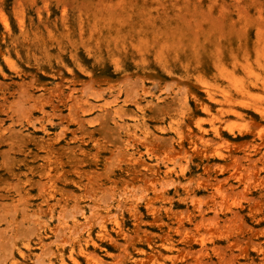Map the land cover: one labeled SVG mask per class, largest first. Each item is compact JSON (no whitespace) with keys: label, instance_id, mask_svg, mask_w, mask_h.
Instances as JSON below:
<instances>
[{"label":"rangeland","instance_id":"rangeland-1","mask_svg":"<svg viewBox=\"0 0 264 264\" xmlns=\"http://www.w3.org/2000/svg\"><path fill=\"white\" fill-rule=\"evenodd\" d=\"M114 2L0 0V264H264V0Z\"/></svg>","mask_w":264,"mask_h":264},{"label":"bare ground","instance_id":"bare-ground-1","mask_svg":"<svg viewBox=\"0 0 264 264\" xmlns=\"http://www.w3.org/2000/svg\"><path fill=\"white\" fill-rule=\"evenodd\" d=\"M101 1H103L104 2V4L105 3H111L112 1H115L114 3L119 7L120 5H122L123 3H125V0H101ZM214 64H213V61H212V64H211V68L212 67H214L213 66ZM209 68V67H208ZM217 68V67H216ZM225 68V70L227 69L226 67H224ZM221 67L219 68V71L221 72ZM218 71V70H217ZM224 72V71H223ZM225 73V72H224ZM227 73V72H226ZM231 73V72H230ZM230 73H228L229 75H230ZM219 74V73H218ZM233 74V73H232ZM227 76V75H226ZM247 76V75H246ZM228 77V80H230L231 82H233V83H235L236 81H238V79L240 78H236L234 75H231V77L230 76H227ZM230 78V79H229ZM241 79H242V77H241ZM243 80H245V79H243ZM239 82V87L240 88H242L241 86H244V85H242V82H240V80L238 81ZM238 85V84H237ZM205 91H207L208 92V90L205 88ZM237 91V90H236ZM240 92H243V90H239ZM238 93V92H237ZM191 96L194 98V99H197V93L196 92H194V91H192L191 92ZM144 129H147V127L146 126H144L143 127ZM137 160H138V162H139V165H141V166H147V163H146V161L144 160V159H142L141 157H138L137 158ZM154 180L158 177V173H157V170L155 171V175H154ZM115 222V221H114ZM117 224H119V223H117ZM103 225V224H102ZM103 227V226H102ZM101 229H104V228H101ZM102 231L103 230H101V232L100 233H102ZM88 241H91V233L90 232H88L87 233V235H86V237H85V239H84V242H88ZM93 242V241H92ZM93 244L95 245L96 243L95 242H93ZM141 251V250H140ZM139 251V252H140ZM132 257H133V255H130L129 254V256H127V259H132ZM60 258H61V261L63 262V264H64V260H63V257H62V255H60ZM61 262V263H62ZM126 264V263H125Z\"/></svg>","mask_w":264,"mask_h":264}]
</instances>
